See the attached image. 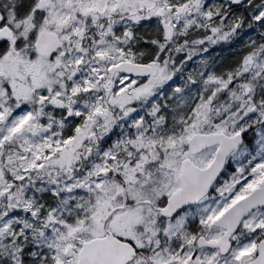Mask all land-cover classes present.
<instances>
[{
  "label": "snow or ice",
  "instance_id": "6c2138e0",
  "mask_svg": "<svg viewBox=\"0 0 264 264\" xmlns=\"http://www.w3.org/2000/svg\"><path fill=\"white\" fill-rule=\"evenodd\" d=\"M0 264H264V0H0Z\"/></svg>",
  "mask_w": 264,
  "mask_h": 264
}]
</instances>
